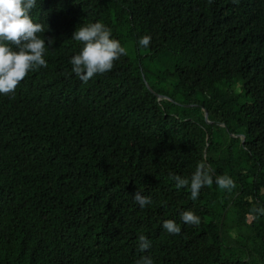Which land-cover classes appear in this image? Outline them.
<instances>
[{
  "label": "trees",
  "instance_id": "16d2710c",
  "mask_svg": "<svg viewBox=\"0 0 264 264\" xmlns=\"http://www.w3.org/2000/svg\"><path fill=\"white\" fill-rule=\"evenodd\" d=\"M30 16L54 43L0 94V264H264V0H36ZM95 22L127 55L85 84L72 37ZM200 162L213 184L193 201L170 175Z\"/></svg>",
  "mask_w": 264,
  "mask_h": 264
},
{
  "label": "clouds",
  "instance_id": "9594fccd",
  "mask_svg": "<svg viewBox=\"0 0 264 264\" xmlns=\"http://www.w3.org/2000/svg\"><path fill=\"white\" fill-rule=\"evenodd\" d=\"M236 2V0H233ZM36 6V0H0V94L12 95L18 85L29 72L47 67L44 58L47 45L54 41L51 38H41L39 33L45 31L44 26L34 23L30 16ZM72 40L83 45L82 50L72 56L71 71L85 84L97 74H105L114 67V62L127 55L126 48L112 38L111 29L101 22L89 23L77 28ZM151 37L139 39L140 47L147 48ZM15 46L16 50L11 47ZM214 170L204 162L198 163L190 179L180 175H170L177 189L189 187L190 198L195 201L204 187L213 184ZM215 183L221 190L231 191L236 187L228 175L215 177ZM134 200L141 208L152 203L151 198L137 191ZM253 212L264 215V208H253ZM181 221L189 226H199L201 218L192 211L181 213ZM169 234L179 235L181 227L174 220H165L162 224ZM151 247V241L146 236L138 237V250L146 253ZM135 264H153L150 255H142Z\"/></svg>",
  "mask_w": 264,
  "mask_h": 264
},
{
  "label": "rangeland",
  "instance_id": "374dc122",
  "mask_svg": "<svg viewBox=\"0 0 264 264\" xmlns=\"http://www.w3.org/2000/svg\"><path fill=\"white\" fill-rule=\"evenodd\" d=\"M229 225H230V223H229ZM230 234H232V236H237V232L234 229H230Z\"/></svg>",
  "mask_w": 264,
  "mask_h": 264
},
{
  "label": "water",
  "instance_id": "95a60500",
  "mask_svg": "<svg viewBox=\"0 0 264 264\" xmlns=\"http://www.w3.org/2000/svg\"><path fill=\"white\" fill-rule=\"evenodd\" d=\"M148 88H149V86H148ZM151 90V89H150ZM206 116H207V113H206Z\"/></svg>",
  "mask_w": 264,
  "mask_h": 264
}]
</instances>
